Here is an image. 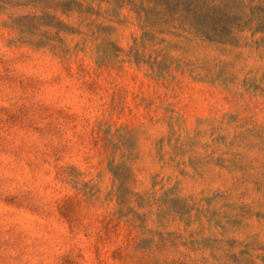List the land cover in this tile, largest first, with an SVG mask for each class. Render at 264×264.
Segmentation results:
<instances>
[{"label": "rangeland", "instance_id": "374dc122", "mask_svg": "<svg viewBox=\"0 0 264 264\" xmlns=\"http://www.w3.org/2000/svg\"><path fill=\"white\" fill-rule=\"evenodd\" d=\"M0 264H264V0H0Z\"/></svg>", "mask_w": 264, "mask_h": 264}]
</instances>
